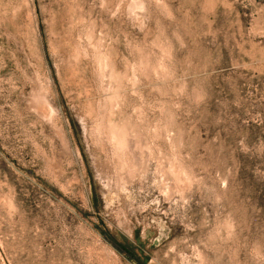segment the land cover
<instances>
[{"label": "rangeland", "instance_id": "1", "mask_svg": "<svg viewBox=\"0 0 264 264\" xmlns=\"http://www.w3.org/2000/svg\"><path fill=\"white\" fill-rule=\"evenodd\" d=\"M0 264H264V0H0Z\"/></svg>", "mask_w": 264, "mask_h": 264}, {"label": "bare ground", "instance_id": "2", "mask_svg": "<svg viewBox=\"0 0 264 264\" xmlns=\"http://www.w3.org/2000/svg\"><path fill=\"white\" fill-rule=\"evenodd\" d=\"M125 142V141H124ZM121 145V144H120Z\"/></svg>", "mask_w": 264, "mask_h": 264}]
</instances>
